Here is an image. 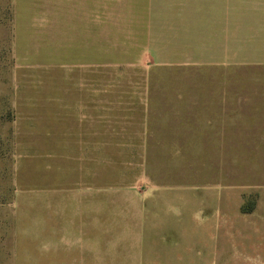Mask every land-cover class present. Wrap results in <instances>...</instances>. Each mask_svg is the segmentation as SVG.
Returning <instances> with one entry per match:
<instances>
[{"label":"crops","instance_id":"crops-1","mask_svg":"<svg viewBox=\"0 0 264 264\" xmlns=\"http://www.w3.org/2000/svg\"><path fill=\"white\" fill-rule=\"evenodd\" d=\"M183 4L145 8L138 22L126 21V13L116 21L123 29L189 31L185 69H174L185 70V82L138 86L127 93L142 97H126V169L133 167L141 182L148 159H186V183L170 188L179 196H134L126 199V213H98L91 198L50 199L49 212L13 220L17 248L10 264H264V177L260 183L229 178L264 174V85H243L264 62H244L241 48L243 29H264V7H244L243 0ZM12 7L17 30L60 31L66 46L59 59L68 74H93L99 29L111 27L100 26L99 0H12ZM64 89L61 170L50 164V185H98L97 173L94 181L76 180L83 163L91 167L83 158L98 155L82 149V130L69 129L84 110L97 118V87L85 81Z\"/></svg>","mask_w":264,"mask_h":264},{"label":"rangeland","instance_id":"rangeland-1","mask_svg":"<svg viewBox=\"0 0 264 264\" xmlns=\"http://www.w3.org/2000/svg\"><path fill=\"white\" fill-rule=\"evenodd\" d=\"M185 1L99 0L100 26L111 27L99 29L98 62L93 74L89 71L88 76H76L68 74L67 63L59 59L66 46L60 31L49 34L39 29L17 30L12 0H0V264H10L12 251L17 248L13 220L20 218L16 216L49 212L46 204L50 199L91 198L98 201L93 206L98 213H126V199L134 196H179L170 188L186 183V173H182L186 159H148L146 179L141 182L133 167L126 169V97L132 101L134 96L142 97L137 91L127 93L138 86L153 88L177 84L178 80L180 84L185 82V70L174 69L186 62L189 31L123 29L116 21L126 13V21L138 22L139 12L145 8L182 7ZM243 2L244 7H264V0ZM108 18L111 23H101ZM241 48L244 62L263 63L264 29H243ZM170 58L182 64L171 63L168 67ZM159 71L164 76H156ZM174 71L177 78L170 76ZM253 71L244 77L243 85H264V70ZM85 81L98 90L97 118L94 111L84 110L80 123L69 129L82 130V149L98 155L83 158L84 162L90 161L91 167L83 163L84 174H76V180L94 181L97 173L98 185H50V164L55 162L57 172L62 162L58 152L63 149L60 138L64 127L59 120V100L65 95L64 88L81 86ZM62 87L63 94H59ZM231 177L233 182L260 183L264 174L239 173L237 179L235 174ZM54 208L58 210L59 206Z\"/></svg>","mask_w":264,"mask_h":264}]
</instances>
